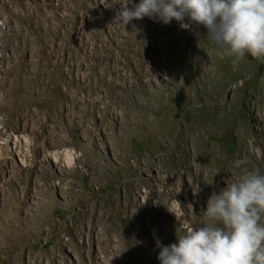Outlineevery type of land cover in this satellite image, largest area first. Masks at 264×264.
Instances as JSON below:
<instances>
[{
  "label": "rangeland",
  "instance_id": "1",
  "mask_svg": "<svg viewBox=\"0 0 264 264\" xmlns=\"http://www.w3.org/2000/svg\"><path fill=\"white\" fill-rule=\"evenodd\" d=\"M98 1L0 0V264H88L86 242L119 264H161L157 241L177 243L187 229L203 226L213 192L247 171L264 174V120L255 112L264 110V76H256L264 63L246 55L235 68L232 59L219 57L202 25L185 30L175 20L165 25L144 17L125 30L113 20L130 0ZM200 51L203 63L215 54L227 62H213L206 81L193 63ZM157 62L163 69H153ZM153 70L193 75V85L184 82L200 96L186 108L197 119L208 118L201 108L213 102L228 104L229 120L246 130L249 150L238 149L240 134L226 123L218 135L208 128L201 133L220 157L238 151L234 161L243 163L216 177L218 166H208L202 151L192 159L191 140L174 143L182 123L173 127L172 120L186 103L185 91L177 93L184 82L171 78L159 89ZM129 81L133 88L124 87ZM15 133L31 156L23 173L18 164L7 171L8 135ZM51 144L59 153L75 152V176L62 178L54 163L41 162L52 154ZM34 191L44 198L36 213L28 206ZM62 192L71 199L65 202Z\"/></svg>",
  "mask_w": 264,
  "mask_h": 264
},
{
  "label": "clouds",
  "instance_id": "2",
  "mask_svg": "<svg viewBox=\"0 0 264 264\" xmlns=\"http://www.w3.org/2000/svg\"><path fill=\"white\" fill-rule=\"evenodd\" d=\"M131 3L121 6L113 20L125 30L144 17L165 25L175 20L185 30L202 25L221 59L236 63L250 55L264 63V0H139L129 7ZM204 216L207 222L187 229L177 243L162 246L157 241L161 264H264V174L259 169L213 192Z\"/></svg>",
  "mask_w": 264,
  "mask_h": 264
},
{
  "label": "bare ground",
  "instance_id": "3",
  "mask_svg": "<svg viewBox=\"0 0 264 264\" xmlns=\"http://www.w3.org/2000/svg\"><path fill=\"white\" fill-rule=\"evenodd\" d=\"M54 1L58 4L60 3V0H54ZM99 2H101V0H99L98 3ZM96 3H97V1H96ZM63 16H68L67 12H64ZM201 51L198 53L197 56H194V60H193L194 62L193 63L195 66V71L197 73H199L198 71L204 72L203 77L205 79L204 81H206L208 76L211 75V73L213 72V69L211 67L213 62H215L217 66L220 65V62L222 65H226L227 62L223 61V60L222 61L221 60L216 61L215 60L216 54H215L214 56H210L207 59L206 63H203L202 61H203V59L206 58V56ZM211 54H213V52ZM225 59H231V58H225ZM241 64H242V62H241ZM241 64H240V66H241ZM163 66H165V64L163 65V64L157 62L153 65V69L154 70L157 68L163 69ZM238 66L239 65L237 63L234 64L235 68H238ZM153 73L160 76L159 81L154 79V81H155V83L159 89H163V88H165L164 86L169 85V82H167V81H169V79H171V78H175L176 80H180L182 82L187 80L191 85H193V75L188 76V75H185L183 73L179 75L178 73H176V70H167V71L163 70V74H158V72H156V71H154ZM259 74L264 76V71L257 72L256 76H259ZM75 80L80 81L78 78ZM80 82H82V81H80ZM229 83H230V81H227L223 85V87H226V86L228 87ZM134 85H135L134 81H129L124 87L133 88ZM179 85H180L178 88L179 91L177 93H180L181 92L180 90L185 91L184 95H186V96H184V99H186V103H183L182 105H178L176 110H175L178 116L176 117L175 120H172V122L174 123L173 127L175 125L182 123L181 124L182 129L179 130L176 139L174 138V143L177 144L179 140H181V141H183V140L184 141H190L191 140L193 143V146H194L192 149V152H190L192 155L191 156L192 159L197 160L203 154V157L206 160V163L208 166H212V165L218 166V172L216 174L217 175L216 177L222 176V173H223L224 169L226 168V166L237 165L236 161H234V160L237 159L236 157L239 156V153H237L238 151L236 153H233V155H230V157L228 159H224V158L220 157L221 155H219V153L216 151V149L214 147H212V145L210 144V142H211L210 136L207 138L206 135L201 133V131H202L201 129L203 128V130H207V128H208L211 131H213L215 135H218L217 132L220 130L221 126H223L224 123H226V126L229 125L230 127H233L235 129V131H238L237 133L240 134V135H238L240 138V145L238 146V149L243 150V151L245 149L247 150L249 148V145L247 143V138H246L247 137V134L245 132L246 130H243V129L240 130V128L237 126V123L235 124L233 121L229 120V118H230L228 116L229 106L224 101L213 102V104L210 107L201 108V112H204V110L207 111L205 113H207L208 118L205 119V121H202L201 119H197V117H195L196 115L194 113L195 110H187L186 106L189 103H192L193 99H198V97L200 95L194 94L192 96L191 93L188 92V90H187L188 83L184 82V84L181 83ZM240 91H241V89H240ZM230 92H232V94L234 96L236 95L235 89H232ZM232 98H233V96H232ZM168 102H172L171 97L168 98ZM104 108H105V106L101 105L100 109L103 110ZM255 112L257 113L256 116H257L258 120H260V119L264 120V110L258 109ZM216 113H218L220 115L216 116L217 115ZM230 113H232V112L230 111ZM245 113H247V112H244V115H245ZM245 117H246V115H245ZM191 118H195V119L192 122H188V120ZM117 119L118 118H114V121H117ZM182 120H183V122H182ZM175 122H176V124H175ZM104 134H105V138H103L102 141L103 140L104 141L109 140V138L111 136L109 137V134H107L106 132H104ZM19 135H20V133L8 135L9 136L8 141L10 143V149H11V151H10L11 157L9 158L10 159V162H9L10 167H9V169H7L8 173L11 172V170L14 167L16 168V166H18V165L20 166V167H18V168H20L19 171H21V173L25 172V170L28 168V165H29L27 162L29 160H31L30 159L31 156L29 155V152L26 153L25 150H23V148H21V146L19 147V145H22L23 140H24V138L22 137V134H21V136H19ZM24 143H25V141H24ZM51 145H52V149H53L52 154L44 157V160H42L41 162L46 164V166H48V167H50L51 165L53 167V163H54V170L53 171L56 174H58L59 176H61L62 178H66V177L69 178L71 176H75L76 171L73 170L74 169L73 165H75L76 162H78L77 159H79V158L73 157L75 152H73V150H71V149L70 150L65 149L64 150L65 153H63V152L59 153L57 146L53 145V144H51ZM26 146H29V145H26ZM110 149L113 150L114 154L116 153V151H114L113 147H111ZM199 151H202L201 155H200ZM103 152H106L105 149L103 150ZM86 166L89 167L90 171H96V168L92 167L91 165H86ZM200 170L201 169L198 168L197 171L199 172ZM199 174H200V172H199ZM151 176H152L151 177L152 180H156L157 182L162 181V178H160L159 176H155V175H151ZM51 186H52V188L57 190L55 183H54V185L51 184ZM65 193L66 192H62V194H63L62 198L65 202H67L71 198H69L68 195L66 196L67 193L66 194ZM173 193H178V192H177V190H174V192H172L171 194H173ZM60 194H61V192H60ZM41 196H43V195H41L39 193V191H34L33 195L30 196V198H29L30 200L28 203L30 212H34V213L37 212L36 209L41 204V201L44 200V198ZM142 198H144V197H142ZM154 201L156 203H159V205H161V202L163 200L161 198L160 199L156 198V199H154ZM162 228H164V227H162ZM93 233H94V240H97L98 239L97 238L98 233H96L95 231ZM86 246L92 250V258H93V259H90L88 264H119L118 260H115V259L114 260L113 259L108 260L107 257L105 258V256L103 255L102 249L98 246L97 243L90 245L88 242H86ZM78 263H80V262H78Z\"/></svg>",
  "mask_w": 264,
  "mask_h": 264
}]
</instances>
